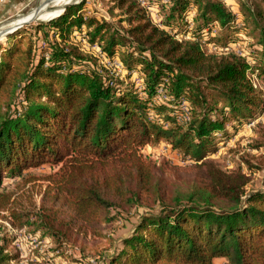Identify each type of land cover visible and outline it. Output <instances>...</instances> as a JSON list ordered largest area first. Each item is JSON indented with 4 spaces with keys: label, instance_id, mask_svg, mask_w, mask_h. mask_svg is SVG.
I'll use <instances>...</instances> for the list:
<instances>
[{
    "label": "trees",
    "instance_id": "trees-1",
    "mask_svg": "<svg viewBox=\"0 0 264 264\" xmlns=\"http://www.w3.org/2000/svg\"><path fill=\"white\" fill-rule=\"evenodd\" d=\"M235 1L236 11L227 0H169L164 26L172 30L196 8L188 39L150 20V0H114L118 21L84 18L82 1L37 24L33 35L21 31L0 44V210L59 246L85 248L90 238L107 239L111 209H144L132 233L100 253L102 264H264V193H247L246 174L207 159L213 135H229L228 121L250 122L264 109V90L251 80L264 78V0ZM83 27L90 44L139 72L141 91L51 39L64 42ZM246 29L260 64L204 49L227 48ZM40 34L43 48L33 38ZM163 142L195 161L190 189L168 191L141 154ZM46 164L58 171L46 178L40 212L12 209L15 194L5 191L4 177L25 180V170ZM13 242L0 235V264L18 260L8 250Z\"/></svg>",
    "mask_w": 264,
    "mask_h": 264
},
{
    "label": "rangeland",
    "instance_id": "rangeland-1",
    "mask_svg": "<svg viewBox=\"0 0 264 264\" xmlns=\"http://www.w3.org/2000/svg\"><path fill=\"white\" fill-rule=\"evenodd\" d=\"M47 0H26L18 6L13 12L12 17L0 22L1 29L13 26L16 22L25 16L33 13L37 7L44 4ZM80 3L85 1L86 4L80 11L84 18L96 17L100 21L113 22L119 20L120 10L115 7L114 0H78ZM152 4L146 5V13L150 20L158 27L165 28L168 32L178 35V40L191 38L194 29V20L196 8L190 6L185 14L182 27L169 29L164 26L168 14L167 3L169 0H150ZM226 4L236 11V1L227 0ZM79 5V4H78ZM75 6V5H72ZM71 6V7H72ZM264 11V4H260ZM54 7V6H52ZM55 20V19H54ZM54 20L43 22L36 21L21 30L27 31L28 34H34V27L40 23H50ZM182 30V34L179 33ZM251 29L238 31L230 40L228 47L223 45L210 44L205 50L218 55H228L234 53L237 56L247 58L249 64L253 65L255 60L251 57L256 50L255 40L249 32ZM185 32V33H184ZM15 33V34H17ZM10 35L0 41V44H9L12 42ZM257 32L255 33V35ZM52 36V34H51ZM42 35L33 36L37 44L43 48L44 42L40 39ZM212 38V37H211ZM54 42L60 43L76 49L77 53L91 59L94 67L98 70H107L114 76H119L128 84L134 85L139 91L144 87V82L138 71H126L118 56L109 59L105 56L98 44H90L87 38V29H75L67 40L62 42L58 37L51 38ZM251 55V56H250ZM256 63H262V57L255 60ZM252 82L260 83L262 76L254 73L251 76ZM164 99V91L159 89L157 101ZM183 119L187 120L188 111L185 104H182ZM257 118L250 122L241 124L234 121H228L225 125L229 135L215 133L213 135V148L207 153V159L213 160L219 167L225 171L241 170L249 179L247 193L261 192L264 193V109L257 112ZM141 154L148 162H151L154 168L156 179L170 192L186 191L197 182L198 174L196 163L189 157L174 150L170 144L161 143L157 147L146 146L142 148ZM58 171V167L43 165L38 168H30L24 171L25 180H32L25 183V180L15 176L14 178L4 177L3 185L6 192L15 194L12 209H17L22 213L36 214L40 212L43 203V196L49 184L47 176ZM0 189V194L2 193ZM144 209H133L130 212L120 210H110V216L114 221L103 227V234L107 239H89V244L85 248L65 243L62 246L54 243L49 235L42 232H34L33 227L20 228V222L12 220L7 210H0V235H8L14 238L13 244L9 247V253L18 254V260L12 261L11 264H102L101 254L106 252L110 254L118 242L129 236L137 225L141 213ZM25 220H23L24 222ZM119 246V245H118ZM108 250V251H106ZM214 264H228L225 259H216Z\"/></svg>",
    "mask_w": 264,
    "mask_h": 264
},
{
    "label": "bare ground",
    "instance_id": "bare-ground-1",
    "mask_svg": "<svg viewBox=\"0 0 264 264\" xmlns=\"http://www.w3.org/2000/svg\"><path fill=\"white\" fill-rule=\"evenodd\" d=\"M74 2H79V1L78 0H57L53 4L46 6L41 11V13L36 17V19L37 21H43V22L54 20L63 14L62 11L58 10L59 8L65 7L66 5L74 3ZM52 8H54L55 11H52ZM33 13L25 16L23 19L16 22L13 26H16L18 24H23L24 22L29 21L33 17Z\"/></svg>",
    "mask_w": 264,
    "mask_h": 264
},
{
    "label": "water",
    "instance_id": "water-1",
    "mask_svg": "<svg viewBox=\"0 0 264 264\" xmlns=\"http://www.w3.org/2000/svg\"><path fill=\"white\" fill-rule=\"evenodd\" d=\"M57 0H47L44 4L40 5L39 7H37L33 13V17L27 21L24 22L23 24H18L16 26H11L9 28L6 29H1L0 27V41H2L4 38L9 37L12 34L17 33L19 30H21L22 28L34 23L37 21L36 17L41 13V11L48 5L53 4L54 2H56ZM80 4V2H74L71 4L66 5L65 7L59 8L58 10L62 11L63 13L72 5H78ZM52 11H55L54 8H52Z\"/></svg>",
    "mask_w": 264,
    "mask_h": 264
},
{
    "label": "crops",
    "instance_id": "crops-1",
    "mask_svg": "<svg viewBox=\"0 0 264 264\" xmlns=\"http://www.w3.org/2000/svg\"><path fill=\"white\" fill-rule=\"evenodd\" d=\"M26 0H0V22L12 17L13 12Z\"/></svg>",
    "mask_w": 264,
    "mask_h": 264
},
{
    "label": "built area",
    "instance_id": "built-area-1",
    "mask_svg": "<svg viewBox=\"0 0 264 264\" xmlns=\"http://www.w3.org/2000/svg\"><path fill=\"white\" fill-rule=\"evenodd\" d=\"M256 82L255 83L253 82L254 87H256V88L258 87V88L264 90V78L261 80L260 83L256 84Z\"/></svg>",
    "mask_w": 264,
    "mask_h": 264
}]
</instances>
